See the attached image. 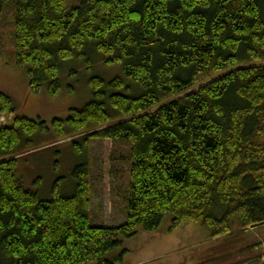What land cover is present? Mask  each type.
Instances as JSON below:
<instances>
[{
	"label": "trees",
	"instance_id": "obj_1",
	"mask_svg": "<svg viewBox=\"0 0 264 264\" xmlns=\"http://www.w3.org/2000/svg\"><path fill=\"white\" fill-rule=\"evenodd\" d=\"M10 1L0 15L12 8L14 63L31 92L58 95L62 66L84 58L123 75L93 77L91 101L52 127L0 92V116H12L0 126V264H116L122 238L167 215L212 238L264 224V0ZM43 137L73 138L83 155L90 137L131 144L125 223H93L86 161L71 195L26 189L19 161Z\"/></svg>",
	"mask_w": 264,
	"mask_h": 264
},
{
	"label": "rangeland",
	"instance_id": "obj_2",
	"mask_svg": "<svg viewBox=\"0 0 264 264\" xmlns=\"http://www.w3.org/2000/svg\"><path fill=\"white\" fill-rule=\"evenodd\" d=\"M80 0H68L67 7ZM15 11V0H11ZM14 16L9 5L0 15V92L9 95L18 116L43 120L52 127L54 119H67L73 109L84 108L92 99L90 80L97 76L110 81L123 75L118 64L99 58L75 60L64 64L60 72L61 90L51 95L47 85L40 92H31L27 73L15 65L12 39ZM12 121V120H11ZM10 121V122H11ZM53 135L54 132L51 130ZM81 136H78V140ZM43 140V141H42ZM37 143L40 149L19 161L18 170L27 190L38 192L43 199L52 198L58 184L63 195L75 190V169L90 166L91 218L98 226H119L127 220L125 198L130 180L131 144L112 139L88 138L80 142L84 155L79 154L73 138L50 144L47 137ZM172 216L167 215L158 230L122 238V246L114 258L127 251L116 264H255L264 261V224L240 228L211 237L210 230L199 224L183 222L171 228Z\"/></svg>",
	"mask_w": 264,
	"mask_h": 264
}]
</instances>
